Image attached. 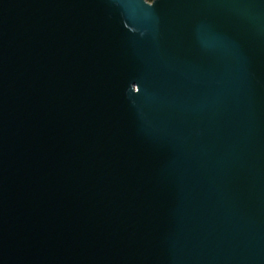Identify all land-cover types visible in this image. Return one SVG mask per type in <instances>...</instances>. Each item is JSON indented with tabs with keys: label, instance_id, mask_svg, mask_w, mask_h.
Listing matches in <instances>:
<instances>
[{
	"label": "water",
	"instance_id": "obj_1",
	"mask_svg": "<svg viewBox=\"0 0 264 264\" xmlns=\"http://www.w3.org/2000/svg\"><path fill=\"white\" fill-rule=\"evenodd\" d=\"M0 264H264V0H0Z\"/></svg>",
	"mask_w": 264,
	"mask_h": 264
},
{
	"label": "trees",
	"instance_id": "obj_2",
	"mask_svg": "<svg viewBox=\"0 0 264 264\" xmlns=\"http://www.w3.org/2000/svg\"><path fill=\"white\" fill-rule=\"evenodd\" d=\"M148 2H153L154 0H147Z\"/></svg>",
	"mask_w": 264,
	"mask_h": 264
}]
</instances>
